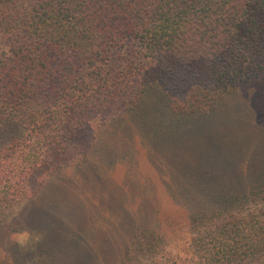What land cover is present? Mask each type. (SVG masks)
Segmentation results:
<instances>
[{
	"label": "trees",
	"instance_id": "trees-1",
	"mask_svg": "<svg viewBox=\"0 0 264 264\" xmlns=\"http://www.w3.org/2000/svg\"><path fill=\"white\" fill-rule=\"evenodd\" d=\"M263 72L264 0H0V130L18 132L0 148V220L60 178L70 196H81L83 189L89 197L103 194L106 174L90 155L97 130L124 113L142 125L157 122V115L170 119L167 131L157 122L144 135L153 151L187 148L197 129L200 149L208 148L202 124L216 116L222 129L211 148L219 155L230 152L234 145L221 146L235 126L226 109L249 119L231 99ZM157 89L162 98L155 99L165 107L148 109L144 102ZM133 126L131 139L138 134ZM258 139L257 155L249 157V150L243 157L241 149L242 158L217 165H231L235 176L243 168L236 187L211 172L217 168L211 160L191 157L173 182L186 198L203 199L210 190L201 209L175 203L153 211L145 226L130 227L118 252L107 254L113 246L105 241L88 259L264 264V141ZM90 202L94 209L101 205ZM106 220L92 230L112 231L115 219ZM33 242L19 253L23 258L47 249L57 258L49 238Z\"/></svg>",
	"mask_w": 264,
	"mask_h": 264
},
{
	"label": "rangeland",
	"instance_id": "rangeland-1",
	"mask_svg": "<svg viewBox=\"0 0 264 264\" xmlns=\"http://www.w3.org/2000/svg\"><path fill=\"white\" fill-rule=\"evenodd\" d=\"M161 91L162 89H157L151 93L144 102V106L148 108L150 104H153L156 108L163 109L165 102L156 101L159 97L162 98ZM231 102L243 106L242 111L246 113V119L248 117L249 119L243 121L245 117L242 119L241 113L234 115L229 111L231 107L226 109V113L229 114H226L225 118L227 121L233 120L235 126L231 138L227 137L221 146L226 149L234 146L230 152L224 150L220 155L213 149L215 147L211 148L212 145L218 143L213 142L219 141L217 132L222 129H220L221 119L216 116L209 119L211 123L202 124L208 133L210 144L208 148L200 149L202 134L197 129L196 136L192 137L187 148L181 145L178 147L184 149L174 151H163L161 145L158 150L153 151L144 138L146 137L144 135H149L151 127L156 126L157 122L162 123L163 130L171 125L170 119L163 122L167 118L166 115L164 117L157 115V122L150 119L144 125L140 123V120V124L132 122L129 113L110 119L97 130V141L90 155V159L92 155H95L96 161L100 163L97 168L98 172L106 174V177H103L104 174L100 177L106 178L107 181L104 184L106 190H103V194L97 193V197H89L85 195L86 189H83L81 196H70L71 192L66 189L61 178L55 183L50 181L36 198L24 202L0 220V264H72L75 257L79 258L78 264H93L88 259L89 253L94 251L97 255L103 247L101 243L104 244L105 241L113 246L107 254L118 252L120 249L117 247L118 242L121 244L125 236H130V227L145 226L153 211L164 212L173 209L175 203L191 209H201L205 198L209 197L210 190H207V194L200 195L203 199L198 196L186 198L182 194L177 195L176 186L179 183L175 180L173 182V178L179 174L178 169L184 167L182 165L187 162V159L191 160V157L199 158L196 161L204 164L211 160L213 167H217L211 172H216L220 178L224 179L223 183L236 187L237 178L242 177L244 173L243 168L238 166L240 172L237 171L235 176L231 165L229 167L226 165L225 169L217 165L228 159L233 162L236 156L242 158V155L244 157L249 150V157L257 155L258 150L254 148L258 147V138L264 141V72L258 78L242 86L238 94L232 97ZM150 108L152 107L148 109ZM148 116L154 117L151 113H148ZM195 119L198 120L197 117ZM132 124H135L137 128L133 126V129L138 133L133 139L128 134ZM17 135L18 132L14 128L0 130V148ZM241 149L245 152L242 155L240 151H237ZM259 152L264 153V146ZM72 172L75 170L66 171L65 179L73 177ZM172 195H176L177 201L171 198ZM91 198L98 203L101 202L100 207L95 209L91 207ZM96 210L100 211L103 216L101 217ZM114 211L120 212L119 216L114 215ZM107 218L115 219L112 231L92 230V228L95 229L94 224L100 227L102 223H107ZM34 238H49L52 244L50 247L56 249L58 259L53 258L52 260L49 249L38 256L27 254L23 258V255L19 253L24 252L27 245L30 248L33 247ZM18 255V261L15 262ZM39 256L41 259H38Z\"/></svg>",
	"mask_w": 264,
	"mask_h": 264
}]
</instances>
